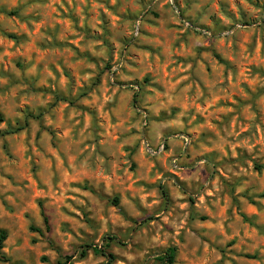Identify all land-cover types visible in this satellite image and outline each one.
Returning a JSON list of instances; mask_svg holds the SVG:
<instances>
[{"label": "rangeland", "instance_id": "1", "mask_svg": "<svg viewBox=\"0 0 264 264\" xmlns=\"http://www.w3.org/2000/svg\"><path fill=\"white\" fill-rule=\"evenodd\" d=\"M0 228V264H264V0H0Z\"/></svg>", "mask_w": 264, "mask_h": 264}, {"label": "trees", "instance_id": "2", "mask_svg": "<svg viewBox=\"0 0 264 264\" xmlns=\"http://www.w3.org/2000/svg\"><path fill=\"white\" fill-rule=\"evenodd\" d=\"M40 212L44 218V221H46V217L44 215L43 212V208L40 205ZM6 231L4 229L0 228V248L2 247V243L6 238ZM90 248L92 249V251L94 252H100L103 254V250L98 249L97 247L90 245ZM110 257L112 256L111 254H108ZM174 255H175V249L173 247H169L162 255H160L159 257H157L159 260H162L164 262H166L167 264H171L173 262L174 259Z\"/></svg>", "mask_w": 264, "mask_h": 264}]
</instances>
